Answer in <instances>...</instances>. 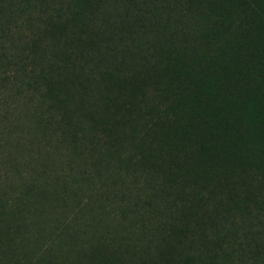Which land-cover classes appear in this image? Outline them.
I'll list each match as a JSON object with an SVG mask.
<instances>
[{"label": "trees", "instance_id": "16d2710c", "mask_svg": "<svg viewBox=\"0 0 264 264\" xmlns=\"http://www.w3.org/2000/svg\"><path fill=\"white\" fill-rule=\"evenodd\" d=\"M0 0V264H264V67Z\"/></svg>", "mask_w": 264, "mask_h": 264}, {"label": "rangeland", "instance_id": "374dc122", "mask_svg": "<svg viewBox=\"0 0 264 264\" xmlns=\"http://www.w3.org/2000/svg\"><path fill=\"white\" fill-rule=\"evenodd\" d=\"M101 24L147 46L182 41L208 56L264 67V0H101Z\"/></svg>", "mask_w": 264, "mask_h": 264}]
</instances>
